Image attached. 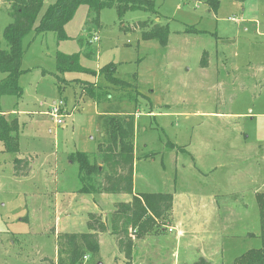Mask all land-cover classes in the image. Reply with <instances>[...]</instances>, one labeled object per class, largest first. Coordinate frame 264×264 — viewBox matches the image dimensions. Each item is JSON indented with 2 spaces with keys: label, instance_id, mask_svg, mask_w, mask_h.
I'll use <instances>...</instances> for the list:
<instances>
[{
  "label": "rangeland",
  "instance_id": "obj_1",
  "mask_svg": "<svg viewBox=\"0 0 264 264\" xmlns=\"http://www.w3.org/2000/svg\"><path fill=\"white\" fill-rule=\"evenodd\" d=\"M55 1H44L36 25ZM152 1L155 13L130 11L120 19L115 8L103 9L98 24L88 23L89 9L81 6L65 28L67 39L34 31L25 37L22 94L1 99L2 111L16 117L21 130L18 154L0 143V264H55L58 233L90 232L89 213L109 224L119 202L80 193L79 164L71 157L95 159L109 141L112 118H128L134 136L135 190L172 193L175 220L202 229L210 252L221 244L223 258L213 252L211 264H233L261 248L256 194L264 193V0H219L217 14L205 0ZM9 10L0 0L3 49ZM155 24L169 25L167 46L143 38ZM58 53L75 56L79 69L60 73ZM106 75L127 85H112ZM91 88L97 100L88 95ZM59 102L62 111L54 117ZM16 158L28 159L27 177L15 175ZM171 221L165 234L134 240L130 264L200 258L193 235ZM99 240L100 260L82 264L129 263L110 232Z\"/></svg>",
  "mask_w": 264,
  "mask_h": 264
},
{
  "label": "trees",
  "instance_id": "obj_2",
  "mask_svg": "<svg viewBox=\"0 0 264 264\" xmlns=\"http://www.w3.org/2000/svg\"><path fill=\"white\" fill-rule=\"evenodd\" d=\"M10 5L9 14L12 22L5 28L4 37L7 49L0 44V143L4 151L10 154L20 152L19 134L21 126L16 117L4 114L1 99L4 96H20L22 87L19 78L23 74L22 62L25 55L23 42L32 31L37 36L49 32L55 33L58 40L67 39L66 26L73 20L81 6L88 7V23H99L103 9L115 8L120 19L130 11L155 13L152 0H56L51 4L36 25L45 0H2ZM210 10L217 14L220 1L205 0ZM91 25V24H90ZM143 28L149 22H141ZM142 28V29H143ZM188 32L199 31L190 28ZM170 37L169 25L155 24L143 32L144 39H157L162 46H167ZM208 67L207 60L202 62ZM57 69L60 73L79 69L75 56L57 54ZM112 74V73H110ZM112 85L126 86L113 75H106ZM89 88V87H88ZM88 95L97 100L99 94L93 88ZM109 141L98 147L96 158L91 159L86 153L72 155L73 163L79 164V178L82 194L131 195L130 202H119L109 218V224L101 214L89 213L86 233H58L56 235L57 258L55 264H82L88 257L101 258L99 234L109 233L115 236L119 253L125 255L130 264L134 240L165 234L167 222L171 221L174 195L172 193H136L134 194L135 150L134 136L129 129L128 118H112L108 128ZM15 175L22 173L27 177L29 161L27 158L14 159ZM260 217V235L262 246L247 251L235 259L233 264H264V193L256 194ZM251 235L250 237H253ZM193 264H211L200 257Z\"/></svg>",
  "mask_w": 264,
  "mask_h": 264
},
{
  "label": "crops",
  "instance_id": "obj_3",
  "mask_svg": "<svg viewBox=\"0 0 264 264\" xmlns=\"http://www.w3.org/2000/svg\"><path fill=\"white\" fill-rule=\"evenodd\" d=\"M55 104V103H54ZM19 115V114H18ZM135 180V178H134ZM138 193L136 190H135V182H134V194ZM101 196V198H103L102 196H104V194L102 195H98V198ZM114 196L116 195H110L109 198H111L110 200H112V204H114L115 202H130L132 200V196L131 195H117L119 196V198H115ZM98 201H95L96 203V209H97V212H100L99 211V206L97 204ZM216 204H218L216 202ZM174 205H175V200H174ZM203 209H207V207H203ZM214 210L215 212L218 211V209H212ZM96 213V212H95ZM171 219H172V224L174 226V228L176 230H178L181 234H183V231L181 229H185L184 230V234L185 232H190L193 237H194V240L192 242V245L195 246L197 248V250L199 249L200 250V257H204L206 258L207 260H209L211 263L215 262L216 259H214L213 257H211V254L214 255V253H217V258L219 256H222L223 258V248H221V244L219 245V247H216L215 250L213 251H209L208 248H203V247H206V246H203L202 244V241L204 240L203 238L205 237L204 235V232L202 229H196V228H193L192 224H191V221H188V225H183L182 223H178L176 220H175V217H174V206H173V211H172V216H171ZM207 222V219H203V222H202V226L204 225V223ZM188 226V227H187ZM173 228V229H174ZM188 229V230H187ZM187 230V231H186ZM253 235V234H251ZM251 235H249L248 237H250ZM207 237V236H206ZM211 238V237H210ZM214 239H217V237H215ZM100 245H101V240H100ZM114 247V246H113ZM211 248V247H210ZM115 252H118L116 251L117 248H114ZM101 251H102V248H101ZM214 252V253H213ZM188 264V263H186Z\"/></svg>",
  "mask_w": 264,
  "mask_h": 264
},
{
  "label": "built area",
  "instance_id": "obj_4",
  "mask_svg": "<svg viewBox=\"0 0 264 264\" xmlns=\"http://www.w3.org/2000/svg\"><path fill=\"white\" fill-rule=\"evenodd\" d=\"M97 41H98V37L95 36V37H94V42H97ZM92 42H93V41H92ZM61 105H63V102H61V103L59 102L58 105H57V103L54 104L53 109H52V111H53L52 113H53V116H54V117H58L57 115L61 113V111H62V109L60 108ZM59 112H60V113H59ZM57 123L60 125V124L63 123V121L58 120Z\"/></svg>",
  "mask_w": 264,
  "mask_h": 264
},
{
  "label": "water",
  "instance_id": "obj_5",
  "mask_svg": "<svg viewBox=\"0 0 264 264\" xmlns=\"http://www.w3.org/2000/svg\"><path fill=\"white\" fill-rule=\"evenodd\" d=\"M98 264H103L102 262H99Z\"/></svg>",
  "mask_w": 264,
  "mask_h": 264
}]
</instances>
